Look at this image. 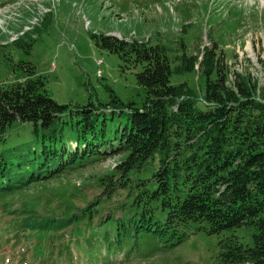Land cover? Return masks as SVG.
I'll return each mask as SVG.
<instances>
[{
	"label": "trees",
	"instance_id": "16d2710c",
	"mask_svg": "<svg viewBox=\"0 0 264 264\" xmlns=\"http://www.w3.org/2000/svg\"><path fill=\"white\" fill-rule=\"evenodd\" d=\"M93 37L125 69L140 66L136 82L144 89L141 105H123L107 87L112 101L106 106L88 102L72 110L53 100L43 77L28 66L23 79L0 83V139L19 121L31 126L40 146L16 147L7 158L0 156V175L11 167L35 164L49 178L69 165L71 170L80 167L89 157L95 156L94 163L111 154L127 155L97 178L101 193L85 208L59 218L26 210L16 231L58 236L61 230L91 222L103 199L117 195L124 198L118 206L121 214L102 220L101 227L114 225V232L106 230L102 239L120 245L141 232L153 233L165 239V247H173L204 232L222 235L213 264H264V89L248 75L234 73L229 79L233 72L214 42L200 56L183 53L174 70L200 72L205 82L201 101L185 83L171 84L174 72L161 45ZM123 114L127 117L116 130L118 136L106 139V121ZM67 131L75 132L74 142L66 138ZM144 169L151 173L148 179L137 176ZM241 227L254 230L252 246L232 234Z\"/></svg>",
	"mask_w": 264,
	"mask_h": 264
},
{
	"label": "rangeland",
	"instance_id": "374dc122",
	"mask_svg": "<svg viewBox=\"0 0 264 264\" xmlns=\"http://www.w3.org/2000/svg\"><path fill=\"white\" fill-rule=\"evenodd\" d=\"M100 35L161 45L174 72L171 84L185 83L197 100L204 95L200 72L174 70L183 53L200 56L213 42L233 72L229 79L241 73L264 89V0H0V83L23 79L25 68L33 66L48 95L72 110L88 102L106 106L112 101L107 87L123 105L140 106L145 96L136 82L140 66L125 69L116 54L96 44L93 36ZM120 110L122 106L114 111ZM105 115L109 117L108 112ZM126 117L106 121V139L118 136L116 130ZM75 137V132L67 131L69 141ZM3 139L0 156L5 158L16 147L40 146L31 126L19 121ZM126 155L111 154L94 163L95 156L89 157L80 167L71 170L69 165L49 178L35 164L11 167L0 175V264H213L222 235L199 232L173 247H165V239L153 233L141 232L120 245L112 238L102 239L106 230L114 232L113 224L101 227L104 218L121 214L118 206L124 198L117 195L103 199L91 222L61 230L58 236L16 231L23 211L59 218L85 208L101 193L97 178ZM150 175L144 169L137 176ZM31 176L37 179L27 183ZM155 213L162 220L163 214ZM253 233L252 228L241 227L232 234L252 246Z\"/></svg>",
	"mask_w": 264,
	"mask_h": 264
}]
</instances>
